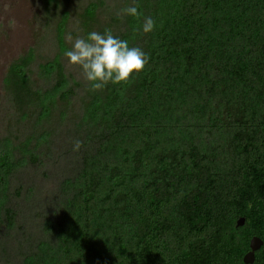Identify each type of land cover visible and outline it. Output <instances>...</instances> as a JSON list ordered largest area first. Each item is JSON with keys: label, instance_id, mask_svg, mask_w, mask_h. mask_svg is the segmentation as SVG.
Here are the masks:
<instances>
[{"label": "trees", "instance_id": "trees-1", "mask_svg": "<svg viewBox=\"0 0 264 264\" xmlns=\"http://www.w3.org/2000/svg\"><path fill=\"white\" fill-rule=\"evenodd\" d=\"M40 2L0 97V264H264V0ZM105 29L150 59L92 91L63 52Z\"/></svg>", "mask_w": 264, "mask_h": 264}, {"label": "clouds", "instance_id": "clouds-1", "mask_svg": "<svg viewBox=\"0 0 264 264\" xmlns=\"http://www.w3.org/2000/svg\"><path fill=\"white\" fill-rule=\"evenodd\" d=\"M120 14L140 15L134 3L120 9ZM15 23L14 19H9V28H13ZM154 26L153 18L145 16L139 31L147 34L153 31ZM67 39L71 41V48L66 49L63 55L70 65L79 66L92 91L102 90L109 83H127L149 63V55L142 48L130 46L128 40L113 35L110 29L102 33L91 31L85 37L78 36L74 40L69 34ZM78 148L77 141L74 150Z\"/></svg>", "mask_w": 264, "mask_h": 264}, {"label": "rangeland", "instance_id": "rangeland-1", "mask_svg": "<svg viewBox=\"0 0 264 264\" xmlns=\"http://www.w3.org/2000/svg\"><path fill=\"white\" fill-rule=\"evenodd\" d=\"M41 0H0V97L3 79L10 62L35 42ZM9 19L16 21L9 28Z\"/></svg>", "mask_w": 264, "mask_h": 264}, {"label": "water", "instance_id": "water-1", "mask_svg": "<svg viewBox=\"0 0 264 264\" xmlns=\"http://www.w3.org/2000/svg\"><path fill=\"white\" fill-rule=\"evenodd\" d=\"M244 223V218H240L237 221V225H242ZM263 241L260 237L254 236L250 240V250L244 255L243 261L245 263H252L255 259V251L260 248Z\"/></svg>", "mask_w": 264, "mask_h": 264}]
</instances>
